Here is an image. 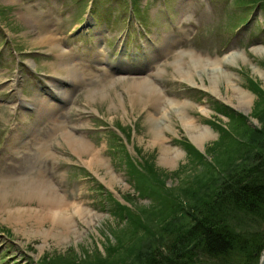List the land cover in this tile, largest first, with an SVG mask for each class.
<instances>
[{"label":"rangeland","instance_id":"obj_1","mask_svg":"<svg viewBox=\"0 0 264 264\" xmlns=\"http://www.w3.org/2000/svg\"><path fill=\"white\" fill-rule=\"evenodd\" d=\"M49 32L79 63L66 99L49 84L66 73L39 43ZM186 120L209 127L202 147ZM258 150L264 0H0V264H140L181 222L177 208L195 212L218 175ZM46 182L74 213L66 230L43 218Z\"/></svg>","mask_w":264,"mask_h":264},{"label":"trees","instance_id":"obj_2","mask_svg":"<svg viewBox=\"0 0 264 264\" xmlns=\"http://www.w3.org/2000/svg\"><path fill=\"white\" fill-rule=\"evenodd\" d=\"M241 162L218 175L193 204L195 212L176 209L181 222L163 228L140 264H258L264 249V151Z\"/></svg>","mask_w":264,"mask_h":264},{"label":"bare ground","instance_id":"obj_3","mask_svg":"<svg viewBox=\"0 0 264 264\" xmlns=\"http://www.w3.org/2000/svg\"><path fill=\"white\" fill-rule=\"evenodd\" d=\"M39 37H40L39 43L41 42L42 44H44V46H47L48 49L51 50L50 52H52L53 49L58 50V53L56 54L57 60L54 61L53 68L56 72H66V73L65 75L63 74L60 76L59 75L53 76V80L49 84L52 87L53 93L57 94L60 97L62 95V97L66 99L68 95L70 94L69 93L70 91L67 90L66 88H63L64 83L65 82L76 83V81L79 82V78L81 76V73L77 69L78 67L77 64L79 63H76V61L74 60L75 53H71L73 50H64V48L61 47V43H62L61 37L55 35V33L53 32L41 33ZM191 55L194 56L193 53H191ZM229 56L225 54L221 57V60L226 61L229 59ZM195 57L196 56H194V58ZM134 77L132 76V79H135V81H138V80L141 81L140 84L145 90L149 89L151 93H154L155 91H157L156 86L151 83V79H149L148 77L146 78V77L138 76V75ZM233 89H236L238 93H241V89L239 87L237 88L234 87ZM215 92L216 94L221 95L219 91L215 90ZM248 96L249 95L247 94V92L245 91L244 93L243 91V93L240 94L241 100H239V102L237 103V106H239L243 110L249 109L250 104H249V101L247 102ZM168 101L174 104V100H171L169 98ZM178 103L179 101L176 100L175 104H177V107H178ZM47 104H50V103L47 102ZM186 121L185 123H187V126L189 127L190 132H191V135H190L191 140L196 145L202 147V141L207 137V128L209 127L197 125L199 127L198 128L197 126H193L189 120H186ZM156 138H157V135H156ZM79 142L82 143V146L84 147L86 151H93L91 146L88 143H86L84 140L82 141L80 140ZM161 151H162L163 156H165L166 163L171 164V161H172L171 159H173V157L169 154V148L161 145ZM51 188H52V191L50 190ZM37 190L38 192H40L41 195H43V198H44V204L42 205V209L44 213L46 214L43 216V218L45 216L47 217L49 216L51 218L52 222H51L50 227H52V229L60 226L62 229L66 230V228L69 227V221L72 218L71 217L72 214L74 213L70 212L71 216L67 214L68 207L66 206L67 203L65 202L64 198L61 196V194H58L57 190L54 188V186L51 183H47V182L46 184L39 183ZM45 192H48L50 196L46 195L47 197H44ZM72 212H76L77 214H80V215L85 214V211L80 210L78 206H75V211H72ZM22 217H23L22 214L17 215L14 212H10L9 218L12 219V221H15L16 223L21 224V221H23ZM38 223H40V221H38ZM261 264H264V254L262 255V258H261Z\"/></svg>","mask_w":264,"mask_h":264},{"label":"water","instance_id":"obj_4","mask_svg":"<svg viewBox=\"0 0 264 264\" xmlns=\"http://www.w3.org/2000/svg\"><path fill=\"white\" fill-rule=\"evenodd\" d=\"M263 253H264V251H263ZM259 264H261V261H260V263Z\"/></svg>","mask_w":264,"mask_h":264}]
</instances>
